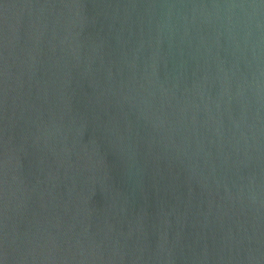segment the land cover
<instances>
[{
    "label": "water",
    "instance_id": "95a60500",
    "mask_svg": "<svg viewBox=\"0 0 264 264\" xmlns=\"http://www.w3.org/2000/svg\"><path fill=\"white\" fill-rule=\"evenodd\" d=\"M0 264H264V0H0Z\"/></svg>",
    "mask_w": 264,
    "mask_h": 264
}]
</instances>
